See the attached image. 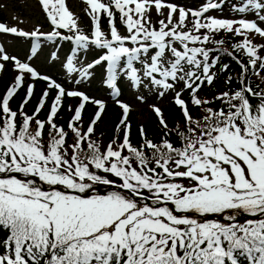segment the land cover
I'll use <instances>...</instances> for the list:
<instances>
[{"label": "snow or ice", "instance_id": "snow-or-ice-1", "mask_svg": "<svg viewBox=\"0 0 264 264\" xmlns=\"http://www.w3.org/2000/svg\"><path fill=\"white\" fill-rule=\"evenodd\" d=\"M39 3L52 32H28L0 23V34L29 38L32 53L21 60L0 46V71L11 63L17 72L0 98V229L9 233L0 264H238L241 256L248 264H264V89L247 82L250 68L256 75L257 67L264 70V57L258 54L264 44L253 43L256 35L264 38V28L255 20L207 15L222 11L226 0H207L198 10L166 0H86L92 22L88 35L65 0ZM153 7L164 17L156 22L159 27L151 19ZM231 11L255 13L264 22V0H242ZM117 14L127 35L117 27ZM103 17L108 32L102 30ZM220 31L242 37L233 49L245 53L248 62L226 53L241 68L240 86L213 100L201 99V88L205 83L212 86L217 77L213 69L219 56L211 53L226 51L220 47L224 41L213 38ZM41 37L73 44L63 67L78 74L76 88L66 89L31 64ZM92 47L102 54L77 67L79 54ZM97 67L105 69L103 83L123 113L107 146L91 139L106 104L79 89ZM228 67L221 65L219 71ZM27 79L33 82L26 84ZM121 79L161 99L173 94L172 102L185 122L179 131L180 147L167 138L161 144L153 142L142 125L143 144L131 143L130 106L119 99ZM35 81L47 87L29 115L24 109L34 96ZM231 82L229 76L225 83ZM25 86L24 100L13 110L11 100ZM52 91L56 94L47 119L41 120ZM184 92L192 106L203 109L201 119L191 115ZM72 98L80 103L68 105L73 115L67 127L74 137L68 144V132L55 118L65 99ZM137 99L146 102L144 95ZM215 101L221 102L218 109L207 106ZM88 103L97 111L82 132L79 125ZM150 107L167 129L161 108ZM97 186L114 190L100 194ZM242 214L260 218L240 223Z\"/></svg>", "mask_w": 264, "mask_h": 264}, {"label": "rangeland", "instance_id": "rangeland-1", "mask_svg": "<svg viewBox=\"0 0 264 264\" xmlns=\"http://www.w3.org/2000/svg\"><path fill=\"white\" fill-rule=\"evenodd\" d=\"M105 3L108 2V0H104ZM169 2V1H166ZM207 0H203V2H196L195 4H192L190 6L192 7H184L182 5H178L180 7H184L185 9H193L198 10L204 3H206ZM53 3H55V0H53ZM172 3V2H171ZM174 4V3H173ZM65 5L67 9L73 14L74 18L77 20L79 28L85 33L90 35L92 31V22L90 16L87 14V10H89V6L86 3V0H65ZM51 8V5H50ZM165 16L167 15V9L164 10ZM207 15L216 17V18H224V19H240L245 18L248 20L256 19L255 13H235V12H226L225 10H210ZM119 17V14H117ZM178 17V14H177ZM164 17L159 16L153 7L151 10V19L153 23L156 25V27H159V25L156 23L159 19H163ZM105 25L107 24V17L105 18ZM260 22V21H259ZM0 23H4L6 26H16L19 29H23L25 31L31 32L35 29H39L40 32H43L45 34L52 32L53 26L51 25L50 21L47 18V15L45 11L43 10L41 4L39 3V0H0ZM264 26V22H261ZM118 29L122 35H127L126 28L120 27L119 24ZM91 26V27H90ZM189 27H191V24H189ZM103 30V29H102ZM109 28L104 29L103 31L108 32ZM62 31V30H61ZM63 32V31H62ZM228 35V36H227ZM227 36V37H226ZM231 36L236 38V43H239L242 40V37L234 36L233 34H229L225 31H220L215 35L213 38L215 40H227L231 39ZM261 41H264V38L259 37L258 35L255 36L253 39V43L257 44ZM30 42L29 38L24 37H17L12 34H0V46H3L7 53L9 55H14L20 58L21 60H25L27 56L32 55L31 48H26L25 43ZM43 45V44H42ZM50 46L42 47L40 45V48L37 50V53L33 59L31 60V64L41 73V74H47L50 76H54L53 78L57 80V82L61 83L66 89H74L77 87L74 80L78 78L77 73L69 74L67 73L66 69H64L63 65L66 63L67 56L71 54V52L66 51L63 47L59 46L58 49L54 50V52L49 50ZM43 49V50H42ZM99 53H101L100 50H98ZM53 53H56V57L53 58ZM98 53V54H99ZM90 53H81L77 57L75 63L77 67H80L82 65H87V63H90L92 59L88 56ZM102 54V53H101ZM261 57H264V55H261ZM92 62V61H91ZM9 68H8V67ZM6 68H8L11 71V79L12 82L14 81V76H16L17 72L14 70L13 65L11 63H6L5 69L3 71H0V73H3ZM59 75V76H58ZM97 75L93 72L92 77L79 85V89L83 90L87 95H89L92 98L100 99L105 102V104L110 103V109L114 112L119 113V121L122 118V109L115 103L114 99L112 98L110 91L104 90L103 88H99L98 85L99 79L96 77ZM96 78V79H95ZM33 81L28 80L27 83H32ZM121 85L123 86V95H120L119 99L125 103H127L130 106V111L134 112L136 115V118L139 122H143L148 112H152L155 114L150 105H157L161 108L166 105L167 101L172 99L173 94H168L164 98H158L153 91H149L146 88H133L129 85V83L125 79L120 80ZM35 89L37 88L38 84L35 82ZM45 86V84L43 85ZM179 87H182V85L178 86L177 90H179ZM45 89V88H43ZM26 92V88H23V92ZM41 92V88L39 90V94ZM188 92H184V94H187ZM189 94V93H188ZM138 95H144L146 102H141L137 99ZM199 97L201 96V93H198ZM41 95H38V98ZM74 99V98H73ZM78 104V98H75V101H69L68 105L77 106ZM156 116V115H155ZM109 117L104 115V112L102 114L101 119L96 124V129L100 130L102 133L105 130L112 129L111 124L109 123ZM113 136H116V127L113 128ZM45 141V138H44ZM98 144H102L104 146H107V144L110 142L107 139H98L94 140ZM127 154V152H125ZM47 187V186H43ZM114 190V189H112ZM96 191L100 194H105L109 189H102L101 187L97 186ZM241 216V215H240ZM211 216L207 217V219H216V216H213L215 218H210ZM220 218V217H219ZM219 220V219H217Z\"/></svg>", "mask_w": 264, "mask_h": 264}, {"label": "trees", "instance_id": "trees-1", "mask_svg": "<svg viewBox=\"0 0 264 264\" xmlns=\"http://www.w3.org/2000/svg\"><path fill=\"white\" fill-rule=\"evenodd\" d=\"M167 1L177 3V4H180L182 6H190L192 4H195L198 1L200 2L202 0H167ZM218 2H219V0H218ZM241 2H242V0H226V3L223 5L222 10L233 12V11H231L232 5L233 4H240ZM105 18L106 17L102 18L101 24L103 26L105 25V22H104ZM116 22H117V24L120 25V27L123 26L120 23L118 16H116ZM214 40H215V38H214ZM223 41H224V43L222 45H220V47L226 51H213V53H211L212 56H219V63L217 65V67L213 69V71L217 72V77H216L214 83L212 84V86H208L207 83H205L204 86L201 88V90H200L201 91V96H200L201 99L213 100V98L215 96L219 95L221 92L228 91L230 89L235 90L240 86L241 68L236 63V59H233L232 56H235L237 59H240L244 63L248 62V57H247V55L243 54L242 52H236L233 49V44L236 43L235 37L231 36V39H227V40H223ZM47 42L52 44V45L60 44L61 46H64L66 48L67 47L69 48L72 45V43L69 41H63V40H59V39H57L56 41H48L47 40ZM261 44H264V41L259 42L257 45H261ZM208 47L215 49L217 46L215 44H209ZM263 51H264V49H260L258 51V54H261ZM89 52H90V55L93 56L92 58H94V59L98 58V56L101 55L98 52V49H96L94 47L90 48ZM228 52L232 53V56L227 55L226 53H228ZM224 64L229 65L228 70L226 72H220L219 68L221 65H224ZM137 67H139V65H137ZM8 68H6V70L3 73H1V75H0V98H2L3 94H5L7 91V88L11 85V71ZM256 71H259L260 74L256 75L254 70H252L251 68L249 69V72L247 74V82L251 83L253 88L258 87L260 89H264V70L259 69L257 67ZM102 72H103V76L101 75L100 83H99L100 85H103V79H104L105 73H106L105 69L102 67H97L94 70V73L97 75V77H99ZM229 76L232 77V82H231V84H226L225 81L227 80V78ZM35 82H36V84H38V86L35 89L34 96L30 100V102L27 103V105L25 106V109H24L29 115H31L35 111V108H36V106L39 102V98H40V97L38 98L39 90H40L41 86L43 85L42 81H35ZM118 85H119V88L121 90V95H123L124 90H123V86L121 85L120 81H119ZM51 94L49 97L48 105L41 111V113L39 115V119H41V120L47 119V114H48L49 107L51 104V99H52L51 97L53 96V91L51 92ZM24 96H25V93L23 94V88H22L21 90L18 91V93L14 96V98L10 102V106L13 110L19 109L20 104L24 100ZM183 96H184V99L186 101H188V105H189V108L191 110V115L194 118L201 119L202 116L205 115L203 109L192 106L191 100H190V95L188 93L183 95ZM70 100L75 101V98L74 99L73 98L72 99H65L63 109L59 112L58 117L55 118V123L59 126H63L65 131L68 132V136H67L68 144H72L73 139H74L73 134L71 133V131L67 127V122L71 119V117L73 115V112H70L68 110V106H67V104H69ZM252 103L255 104L256 100L253 99ZM207 106L212 107L213 109H218L221 106V102L215 101L214 103L207 105ZM95 110H96L95 105H93L91 103H88L86 105L84 112H83L82 123L79 125L82 132L86 131L89 119H90L91 115H93ZM162 112H163L164 120L167 123V129L162 127V125L159 122V119L152 112H148L146 119L143 122H139L138 119L136 118L135 113L130 111L128 119H129L130 124H131V143L133 145L140 146L144 142L143 137H141L140 132H139L141 125L143 126V128L145 130L147 138L152 140L153 142H155L157 144H161L162 140L167 138L176 147H180L182 145V141L180 140V137H179V131L184 130L185 122L183 120L182 113H181L180 109L172 102V100H169V101H167L166 105L162 107ZM104 115L109 117L108 120L112 126V129L110 128L108 130H105L102 133L100 130H97L96 126H95L94 135L91 137L92 140H98L101 138V139H107V140L111 141L114 138L112 130H113V128L117 122L119 113L112 111L110 109V103H109L105 107ZM33 128H35L34 124H33ZM165 133H167V137H165ZM122 134H123L122 132L119 134L120 140H122L121 139ZM44 138H45V143H47L49 140L47 130H45ZM84 148H85V152H86L87 151L86 144H85ZM69 151H71V150H69ZM147 155L149 156V158H152L151 150L147 151ZM99 187H101L102 189H106V190L109 189V188H106L104 186H99ZM109 190H112V189H109ZM8 235H9L8 231H6L4 229H0V252L4 251L2 246H3L4 241L7 240ZM238 262L240 264H248L247 259L243 256L238 258Z\"/></svg>", "mask_w": 264, "mask_h": 264}]
</instances>
